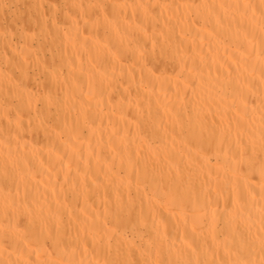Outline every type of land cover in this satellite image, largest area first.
<instances>
[{"label":"bare ground","instance_id":"1","mask_svg":"<svg viewBox=\"0 0 264 264\" xmlns=\"http://www.w3.org/2000/svg\"><path fill=\"white\" fill-rule=\"evenodd\" d=\"M0 264H264V0H0Z\"/></svg>","mask_w":264,"mask_h":264}]
</instances>
